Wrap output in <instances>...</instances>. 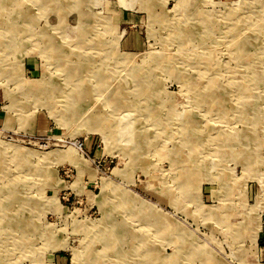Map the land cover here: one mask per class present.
<instances>
[{
	"label": "rangeland",
	"instance_id": "1",
	"mask_svg": "<svg viewBox=\"0 0 264 264\" xmlns=\"http://www.w3.org/2000/svg\"><path fill=\"white\" fill-rule=\"evenodd\" d=\"M99 263L264 264V0H0V264Z\"/></svg>",
	"mask_w": 264,
	"mask_h": 264
},
{
	"label": "bare ground",
	"instance_id": "2",
	"mask_svg": "<svg viewBox=\"0 0 264 264\" xmlns=\"http://www.w3.org/2000/svg\"><path fill=\"white\" fill-rule=\"evenodd\" d=\"M28 18V17H27ZM81 93V92H80ZM83 99V98H82ZM79 106V105H78ZM73 108V107H72ZM72 108H70V109H72ZM83 111V110H82ZM79 112H80V110H79ZM84 112V111H83ZM189 125V124H188ZM131 239V238H130ZM133 239V238H132ZM112 250V249H111ZM118 255V254H117ZM102 261V260H101ZM100 264V263H99Z\"/></svg>",
	"mask_w": 264,
	"mask_h": 264
}]
</instances>
